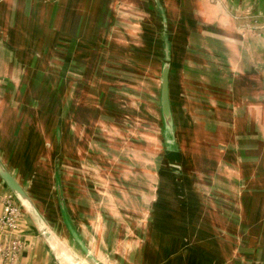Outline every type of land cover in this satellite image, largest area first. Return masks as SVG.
<instances>
[{
	"label": "crops",
	"instance_id": "0c3cea01",
	"mask_svg": "<svg viewBox=\"0 0 264 264\" xmlns=\"http://www.w3.org/2000/svg\"><path fill=\"white\" fill-rule=\"evenodd\" d=\"M168 51L173 141L163 135L156 77ZM134 99L144 122L136 141L128 120L135 111L119 110L120 100ZM122 128L135 151L122 153L132 163L125 169L135 180L130 194L145 218H132L140 237L116 231L109 249L96 222L85 219L86 227L74 218L85 209L71 196L86 193L83 163L94 160V184H101L102 144L114 145V132L124 138ZM152 143L158 158L151 167ZM204 146L218 149V158ZM0 161L59 243L75 250L59 215V178L74 227L102 263L232 264L240 256L230 244L243 243L264 264V0H0ZM9 195L0 179V217ZM235 202L238 220L216 215ZM22 214L26 246L16 264H56L29 212ZM215 220L236 228L238 241L226 232L216 239Z\"/></svg>",
	"mask_w": 264,
	"mask_h": 264
},
{
	"label": "rangeland",
	"instance_id": "374dc122",
	"mask_svg": "<svg viewBox=\"0 0 264 264\" xmlns=\"http://www.w3.org/2000/svg\"><path fill=\"white\" fill-rule=\"evenodd\" d=\"M258 19L260 17H257ZM258 19H255V22H257ZM244 20V19H243ZM248 21H250V19H247ZM254 21V19H251ZM247 21V22H248ZM252 25V24H251ZM263 58V57H262ZM79 69V68H78ZM101 74H103V72H100ZM157 78L161 79V72L156 76ZM73 101V98H72ZM156 100H150L151 102V115H152V120H151V133H153V131H155L156 129H158V125L159 123H156V119L158 118V110L156 109V107H154ZM79 102V100H78ZM116 103V102H114ZM140 102L137 100H129L128 103L125 100H120L119 103V110H123V111H128V110H134L135 114L129 115V119L130 122H133L135 124L136 129H141L143 128V120L142 117L143 116H139L137 114V112H141V109H139L138 104ZM118 103H116L117 105ZM134 104V105H133ZM160 106V103H159ZM12 107H14V104H12ZM73 110H71V112L73 113ZM160 110V108H159ZM161 112V110H160ZM161 120H162V114H161ZM106 120L104 118L101 117L100 123L104 124V125H109L107 124V122H105ZM157 122H159V119L157 120ZM112 123V122H111ZM123 130H121L122 134H119L118 137H124L119 139V141L115 138V132L112 135V140H116L114 145L112 144H108V143H104L103 142V147H102V166H103V179L102 182L100 184H94V182L96 181V179H94L95 177V162L94 160H92L91 162H87V163H83L84 167H82V172L83 175L85 177V183H86V193L84 195H80V198H78L77 196L79 195H74L71 196V199L74 200H79L83 203L82 208L85 210H82L78 213L77 217L76 215H74V218L76 220H79V222L85 223V219H87L88 221H91L92 223L97 224V227L99 229V233L102 235L103 238V242L102 244H107L108 248L111 249V243H112V234L114 235V233H116V231L118 232V236L120 238H128L129 240H136L138 237H140V235L137 233V227H133V219H144V215H143V210L142 207L144 206H140L137 205L138 203L136 202L135 196L130 194V190L129 188H132L131 185L134 184V178L133 180L130 179L128 177V174L125 172V169L128 168L129 166H131V162L129 161V159H127V156L125 154H122L123 151L125 150V152H131V156L132 154L135 155V151L132 147V138L131 134L129 131L127 132V130L125 128H122ZM137 129V132H134V138L135 141L138 139L137 135H141V133L139 130ZM110 138V137H109ZM139 138H143V137H139ZM127 144H130V149H124L121 146L124 145V147H127ZM140 151H137V153L139 154L140 157H143L144 159H146L148 161V156H146L147 154H144L142 151V148L140 147ZM131 150V151H130ZM90 154H94V147L90 148V151H88ZM210 154L212 155V157L214 156L215 158H218L219 156V151L218 149H212V150H208L207 147L204 146V153L205 154ZM206 156V155H204ZM94 158V155H93ZM156 158H158V150H157V145H155V143H152V145L150 146V166H153V160H155ZM128 162V163H127ZM143 163V161H141V164ZM121 166V168L119 169V167ZM98 167V165H97ZM119 169V170H118ZM117 170L119 171V173L123 176L121 177L122 180L117 179ZM74 173V171H73ZM72 173V175H73ZM75 173L77 174V172L75 171ZM98 175V174H97ZM113 178H115L113 180ZM75 179V178H73ZM124 179V180H123ZM132 180V181H131ZM75 182H77V180H74ZM97 182H98V178H97ZM78 185L77 183H74L73 186ZM61 185V180H58V182L55 184L56 188L57 186ZM103 185V186H102ZM120 188H123L122 192H125L122 194H119V190ZM124 188L128 191H125ZM73 190V189H72ZM96 190L97 194H94V191ZM236 198V197H235ZM233 199V197H232ZM95 200H97V207H95ZM142 203V201L139 202V204ZM235 203L231 204V210L228 212H225L223 215V212H215L216 215L219 216H224L226 218V216H230L231 215V219L238 220L239 218V212L238 211V205ZM66 205V204H65ZM72 207L77 206V204H72ZM87 210V211H86ZM74 211V212H73ZM78 207H75V210H72L71 212L75 213L78 212ZM45 213V212H44ZM65 213H67V217H68V222L69 223H73L72 219L73 216L70 214V210L68 209V207L66 206L65 209ZM46 214V213H45ZM59 215H60V219L63 220V214L60 208L59 211ZM242 217V216H240ZM72 218V219H71ZM133 218V219H132ZM218 219V218H216ZM220 220H222V217L220 218ZM111 221L114 223L113 228H110V223ZM215 222H217L218 226L213 227V231L216 234V239L220 240L221 237H219L218 235L221 234L223 232H226V234L228 235V237L232 239V241H238V239L235 236V230L236 228L234 227H223V225L220 223V221L215 220ZM129 224V225H128ZM143 223L141 221H137V226L139 227L140 225H142ZM84 226L87 227V225L83 224ZM82 225V226H83ZM92 225V224H91ZM118 226V227H116ZM120 226V227H119ZM75 228V227H74ZM111 229H113V232L111 231ZM76 230V228H75ZM84 230L89 231L88 228H84ZM65 232V231H64ZM69 232L67 231V234L65 232L66 235ZM243 234L242 231H240V234ZM71 235V234H70ZM243 237V236H242ZM241 237V238H242ZM71 240L73 239V236H71ZM73 242V241H72ZM78 245V244H77ZM75 245L74 248L75 250H72L69 248L68 245H65L67 248H65V250L67 252H71L74 253L76 255H78L81 259L83 258L82 252H80L79 247ZM206 245V244H205ZM235 250V253L237 254V256L239 257V259H235L233 260L232 264H259L258 263V259L257 257H253L254 256V250L251 251L250 248V244H238V243H231L230 244ZM221 246V245H220ZM187 249V248H186ZM188 250V249H187ZM233 250V251H234ZM247 255L249 256V258L247 259H243L242 256ZM126 256V255H125ZM128 258L125 257V259H118L119 264H143L144 260L140 257L137 258L135 260H130L127 261ZM104 263H100V264H111L110 260L107 259L106 262L103 261ZM207 262H209L207 260Z\"/></svg>",
	"mask_w": 264,
	"mask_h": 264
},
{
	"label": "water",
	"instance_id": "95a60500",
	"mask_svg": "<svg viewBox=\"0 0 264 264\" xmlns=\"http://www.w3.org/2000/svg\"><path fill=\"white\" fill-rule=\"evenodd\" d=\"M169 74H170V51H168V60L167 64L164 65L161 72V93H160V109L162 114V120L164 123V137L167 138L168 141L174 140V123L173 116L170 104L169 97ZM172 150V149H170ZM173 153V152H172ZM178 168L177 166H174ZM0 179L3 181L5 186L10 191V195L14 198L16 203L23 210H27L35 224L38 226L41 236L46 240L53 256L56 264H100L97 258L89 251L86 247L84 241L82 242L77 230H75L73 223L68 222L67 213H65L66 205L62 195V188L60 185L57 186V198L59 202V207L61 208L63 214V222L67 226L71 236L76 239V242L80 246L82 250L83 258L81 259L78 255L74 253H69L65 250L66 246L59 243L50 227L47 225L46 221L36 208L32 199L25 192L23 187L17 182V180L12 176V174L4 167V165L0 161ZM59 180V178H58ZM58 182V181H57ZM64 252L71 256L70 259H67V256L64 255ZM83 262H80L82 261ZM73 262V263H71Z\"/></svg>",
	"mask_w": 264,
	"mask_h": 264
},
{
	"label": "built area",
	"instance_id": "2783aa9c",
	"mask_svg": "<svg viewBox=\"0 0 264 264\" xmlns=\"http://www.w3.org/2000/svg\"><path fill=\"white\" fill-rule=\"evenodd\" d=\"M23 214L14 198L9 195L4 200L3 214L0 217V235L5 238L0 244V264H16L26 246L19 236Z\"/></svg>",
	"mask_w": 264,
	"mask_h": 264
},
{
	"label": "bare ground",
	"instance_id": "6f19581e",
	"mask_svg": "<svg viewBox=\"0 0 264 264\" xmlns=\"http://www.w3.org/2000/svg\"><path fill=\"white\" fill-rule=\"evenodd\" d=\"M64 255H65V256H67V259H70V258H71V256H70V255H68V254H67V253H65V252H64ZM80 262H83V260H82V261H80ZM71 263H73V262H71ZM73 264H75V263H73Z\"/></svg>",
	"mask_w": 264,
	"mask_h": 264
}]
</instances>
